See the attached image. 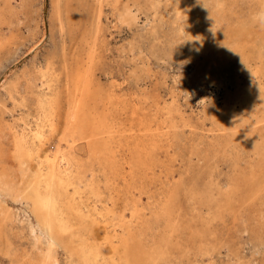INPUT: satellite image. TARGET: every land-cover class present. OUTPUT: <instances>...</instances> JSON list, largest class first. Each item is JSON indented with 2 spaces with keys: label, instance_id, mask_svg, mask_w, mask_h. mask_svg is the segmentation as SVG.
I'll return each mask as SVG.
<instances>
[{
  "label": "bare ground",
  "instance_id": "bare-ground-1",
  "mask_svg": "<svg viewBox=\"0 0 264 264\" xmlns=\"http://www.w3.org/2000/svg\"><path fill=\"white\" fill-rule=\"evenodd\" d=\"M122 1L55 0L59 25L62 31L67 28L71 40L78 43V48H75L76 51L73 49L75 52L71 58L53 53L46 65L38 68L37 75L26 73L23 75L24 84L18 81L9 90L17 107L21 109L27 107L21 112H25L23 110L29 112L31 100L37 104L36 128H32V124L27 128L30 122L26 112L20 114V120L26 125L21 130L16 128L15 118V122L10 123L11 121L6 120L4 112L0 114V128L10 129L13 137L10 150L13 153L10 154L18 164V173L12 175L8 165L0 162V196H10L14 201L25 204L36 220V227L31 226L28 233L33 242V249L26 254L16 255L15 264H62L58 257L59 249L66 255L64 264H169V262L199 264L206 256H212L210 248H213L211 246L213 243L208 241L206 236L212 229L214 220L223 219L227 213H232L237 224L239 212L241 214L245 207L249 210L256 205L260 206L264 214V148L260 153V164L252 163L248 166L246 170L248 174L240 178L236 176L226 190L219 180L214 178L213 172L210 174L212 180L207 183L208 187L202 189L199 188V180L196 177L188 185L183 178L186 175H182L180 179H171L178 171L174 167L177 166V161L184 162L185 159L184 153H172L174 140L180 141L179 137L183 133L178 123L168 121L173 103H163L155 97H141L139 100L129 97L111 82L106 85L97 75V64L101 61L99 40L104 8L111 5L118 10ZM131 1L134 0H129L125 5L128 7L120 11L123 21L132 20ZM148 1L151 0H146ZM153 1L152 6L155 7L158 3L156 4V0ZM172 1L179 19L182 22L187 20L188 12L183 6V0ZM207 1H212V8L209 11L206 6L197 2H194L191 8V16L197 19L194 28V37L199 39L197 53H204V60L207 61H204L207 65H200L199 71H205L203 72L205 77L209 78L211 74H215L212 73L215 71L212 70V65L223 73L221 71L229 68L231 60L237 57L240 63L248 67L245 70L241 64L240 69L241 72H245L242 75L246 76V79L237 77L235 91L229 93L226 103L219 108L217 120L223 127L219 132L232 130L231 132L236 135L237 131L240 133L237 135L239 140L247 145L254 144L258 141L259 131L252 128L247 132L243 131L242 127L255 126L263 120L260 117L264 114V81L262 82L257 74L261 71L260 68L264 69V26L259 25L258 31L254 30L256 21L254 17L257 9L264 10V0ZM241 1L252 7L250 18H242L241 14L239 16L234 11V3L238 5ZM3 2L6 3L4 0ZM6 9L9 10V7ZM1 11L0 18L6 15ZM234 12L237 20L233 22ZM250 33H253L251 38L248 36ZM252 63H255V66ZM252 67L258 69L250 74L248 70ZM234 75L233 73L232 76ZM230 79L232 80L231 77ZM151 109L156 110L155 113L150 114ZM120 112L124 114L128 112V117L118 116ZM160 112L165 113L163 121L159 120ZM182 113L181 115L185 117ZM240 127L243 132L240 131ZM1 130L3 132V129ZM53 135L55 140L51 139ZM237 143L239 142L236 141L235 144ZM6 147L8 149L10 146ZM241 147L243 149V144ZM233 148L238 150V146ZM248 150L250 151V147ZM235 152L233 158L229 156L231 160L229 157L227 160L233 162L234 167H238L240 157L245 154L243 152L240 156L238 151ZM5 153L6 150L3 155ZM198 153L196 150L191 154ZM191 161L193 159L190 158ZM183 167L184 165L182 169ZM192 169V163L185 168L187 173L193 171ZM156 176L161 185L153 190L152 181ZM173 183L177 184L173 186ZM158 190L163 193V198L160 197L163 199L164 209L159 213L165 218L164 222H153L152 216L157 218L159 213L156 211L148 215L146 207L141 206L145 194L154 197ZM183 193L206 207L207 214H201L202 221L200 220L199 224L196 220L187 239L191 242L188 243L184 238L186 241L182 244L180 240L175 241L178 238L175 240L172 238L179 231L184 235V227L189 224L183 226L175 215L173 219V213L175 214L173 205ZM27 217L31 219L30 216ZM13 219L6 202L0 201V237L7 234ZM22 222L25 223L24 220ZM245 223L247 225L246 221ZM164 224L166 232H159L162 229L156 231ZM249 226L251 228L248 229L255 233L254 239L262 243L264 234L260 229H263L264 222L251 223ZM220 236L221 234L217 237ZM9 243L8 241V244H5L7 247H2L7 251L6 256L12 252L8 253ZM194 246L198 248L195 253ZM181 248L184 249L175 255L173 249Z\"/></svg>",
  "mask_w": 264,
  "mask_h": 264
},
{
  "label": "rangeland",
  "instance_id": "rangeland-1",
  "mask_svg": "<svg viewBox=\"0 0 264 264\" xmlns=\"http://www.w3.org/2000/svg\"><path fill=\"white\" fill-rule=\"evenodd\" d=\"M4 1L6 3H4L3 0H0V11L2 9L1 13L3 12L4 14H6L4 15L5 17L3 16L2 18H0V114H3L4 112L5 117L7 118L6 120L8 122L11 121L10 123H14L17 120V124H15V126L17 129L21 130V128L23 129L24 127H26V125L23 120H20V117L22 113L26 112V114L28 113L29 115L28 120L30 122L27 128L31 126L32 128H36V102L34 100L33 102H31V100L30 102L32 103V106L29 102V112L26 110H23L25 112H21L22 109H27V107H24L22 109L21 107H17L18 105L15 104L14 99L11 98L9 90L11 89L12 85L18 83V81L22 82L21 84H24L23 75H25L26 73L37 75L38 68L44 67L48 58L53 53L60 55V57L66 55L68 58H71L74 54L73 52H75L78 48V43H75V41L71 40L70 34L67 31L66 27L65 31H62L57 18L56 10L58 8L56 6L55 0ZM128 2L129 0H123L122 5L118 10L111 5H106L104 8L101 22L102 31L99 40L101 61H99V63L97 64V75L102 78V81L106 85H109L111 82V84L116 85L121 92L128 94L129 97H135L138 100L141 97H155L160 99L163 103H173V108L168 121H170V123L173 121H175V123H178L181 127L180 130L183 133H181V136L179 137L180 141H177L176 139L174 140L172 153H184L185 159L184 162L180 160H178L179 162L177 161V166L174 167L177 168L178 171L174 174V177L171 176V179H180L179 177H182V175H186L183 178L186 180L187 184H185L188 185L191 183V181L194 180L193 178L196 177L197 180H199V188L202 189L204 187H208L207 183L212 180L210 174L211 172H213L214 178L218 179L220 184L226 190L228 185H230V183L236 179V176H239L240 178V176L248 174L246 171L248 166H250L252 163L256 165L260 164V153H262L264 148V139L261 140L262 138H264V114H261L262 116L260 118L263 119L261 123L255 126L250 125L248 127H242L243 131L247 132L251 131L252 128H254V131H259L260 136L258 135L257 137V134L255 135L258 138L257 140L261 141H255L254 144H248L251 146H248L247 144L243 143V141L237 138V135L240 133L236 130V135L231 132L232 130H228L227 132L223 130L219 132L223 128L217 120V115L220 112L219 110L226 103L229 93L235 91V81L237 80V77L241 76L242 79H246V76L243 77L244 75H242V73L245 72H241L240 67L243 65L245 69L247 65L240 63L241 61L237 57L231 60V65L229 68H224L225 71H221L223 73H220L217 68L215 66L213 67L212 65V70H215L216 72L213 71L212 73L215 74H211L209 78L205 77L203 73L205 71H199V69L201 68L200 65H207L205 63L207 61L204 60V53H197L196 47L199 46V39L194 37V28L197 24V19L191 16V8L192 4L194 2H197L204 7L206 6L205 8L207 9V11H209L212 8V1L183 0V6L186 7V11L188 12L187 20L183 22L177 16V10L172 0H156V4H158L155 7L152 6V2L154 4L153 0L148 2H146V0L131 1V9H133L132 20L123 21V18L120 15L123 10L122 8L128 7L125 6ZM7 3L11 6H8ZM234 4V11H236L239 16L242 15V18L251 17L253 9L252 7H250V4H247L243 1L239 2L238 5L236 3ZM8 7L9 10L6 9ZM29 9L32 13L29 11ZM256 11L258 12L259 10L257 9ZM8 12L10 13V15ZM236 12H234L232 16L233 22L237 20L235 15ZM254 23V30L258 31V29L260 28L259 24H257L256 21ZM181 26H183V31H181ZM252 34L253 33H250L248 36L251 38ZM73 49L75 51H73ZM252 65L255 66V63H252ZM258 67H252L251 70H248L249 73H253L254 71H256V68L258 69ZM237 68L239 69V71ZM227 69L229 70L227 71ZM246 69H248V67ZM260 70L261 71L257 74V76L260 77L261 81L263 82L264 69L260 68ZM233 73L235 74L234 76H232ZM223 74H225V76H221ZM201 75L203 76L201 77ZM226 75L228 77H226ZM230 77L232 78V80L230 79ZM155 111L156 110L151 109L150 114L155 113ZM33 112L35 114H33ZM128 112L126 114H124V112H120L118 113V116L128 117ZM211 112L213 115L211 114ZM181 113L184 114L185 117H183ZM164 118L165 113L160 112L159 120L161 119L160 121H163ZM256 126H258L257 129L255 128ZM242 128L240 129V131H242ZM1 129H3V132ZM6 129L4 127L0 128L2 132H0V140L2 141V143L0 141V162L3 161L4 163H6L5 165H8L7 167L10 171H12V175H16L18 173V164L12 158L11 154L13 152L10 151L12 149L11 145L13 137L10 129ZM45 129L48 130L47 127ZM209 130L211 131L209 132ZM227 133L230 134L228 135ZM6 134L8 135L6 136ZM217 137L219 140H217ZM51 139L55 140L54 135L51 137ZM9 141L11 142V144ZM218 141H221L222 143L220 142L221 144H219ZM236 141L239 142L237 143L238 145L235 144ZM182 144L186 146L183 145V147ZM216 144L221 146L219 147ZM242 144L243 149L241 147ZM6 146L10 147L7 149ZM237 146L238 150L235 149L236 151H238L237 153H239V155H243L244 152L245 155H240L241 157L238 161V167H234L235 165L232 164L233 162L229 160H231L230 157L233 158V152H235L233 147L237 148ZM245 146H247L248 148ZM249 147L253 155L248 150ZM212 149H215L216 151ZM254 149H256L257 152L256 150L253 151ZM5 150V155L7 154L6 156L3 155ZM196 150L199 152L198 155H192L191 153H195ZM204 151L207 153H205ZM222 155H224L223 157L225 158H223ZM227 157H229V160H227ZM250 157L254 158L251 159ZM179 158L182 159L181 157ZM190 158L193 159V161L190 162ZM220 159L222 160L220 161ZM229 162H231L232 165ZM191 163L193 165V171L187 173L185 168L186 166L191 165ZM10 165L13 166L11 167ZM183 165L184 169H182ZM152 184V189H156V187H159L161 185L157 176L154 178V181H152ZM176 184L177 183H173L172 185L175 186ZM154 194V197L149 196V194H145L142 198L141 206H143L144 208L146 207L145 209H147L146 212L148 213V215H152L156 211L159 213L162 209H164V205H162L164 204V202H162L163 193L161 192V190H158V193L156 191ZM155 197L157 200L155 199ZM0 198V201L6 202V205L11 211V214H13L14 218L12 220L13 222L10 223L11 227L8 228V232L5 231L7 234H3L5 236L2 235L0 237V250H2L0 251V264H15L16 255L26 254L27 251L29 252L33 249V242L28 233L31 226L36 227V220L33 216H31V213L25 204L14 201V199L10 196H0ZM145 198L150 201H148L150 204L148 202L146 203L147 200ZM16 208H18L19 210ZM173 210L175 212V214L173 213V219L175 215V218L183 226H187L186 224L189 223L187 227H184V235H182L181 231H179L175 233V235L173 236L174 238H172L173 240L178 238L175 241L180 240L183 244L188 239V235L192 232V227L195 225L196 220H198L199 224V221L202 219H200L201 214H207V209L206 207H203L202 204L196 203V201H194L191 196L183 193L182 197H179L175 205H173ZM243 213L241 212L240 214L239 212V220L237 224H235L234 222L235 218L234 214L232 213V215L227 213L223 219L218 218L213 221L212 229L206 236L208 241H211V243H213L211 245L213 248H210L212 256H206L205 260L201 261L199 264H264V235H262L263 242L261 243L257 239H254V237L256 238L255 233L248 229V227L251 228L249 226L251 225V223L256 224L259 222H264L262 220L264 219V214L262 213L259 205H256V207L254 206L249 210L247 209V207H245ZM178 214H182V216H177ZM27 216H30L31 219H28ZM158 216L157 218L155 216H152L154 218L152 219L153 222H164L165 218H163L160 213ZM258 216L259 218H256ZM242 217L245 218L242 219ZM23 220L25 223L22 222ZM245 221L247 222V225ZM240 226L242 227V229H240ZM201 227L202 226H200V228ZM236 228L238 231L236 230ZM160 229H162V231ZM219 229H221V231H219ZM158 230H160L159 232L161 233L166 232L165 224L157 228L156 231ZM247 230L249 231L247 232ZM260 230L262 234H264V227ZM232 231H235L236 233ZM215 234H221V236L217 237L218 235ZM223 236L226 238L224 239ZM11 238L14 240H12ZM184 238L186 239L185 241ZM10 240L13 242L11 243ZM8 241L11 243V245L10 243L8 245V253H10L11 251L14 252L13 254L11 252L10 254H8V256H6L7 251L2 247H7L5 246V244L7 245ZM187 241L188 243L191 242L189 240ZM220 241L223 243L222 245ZM234 242L236 244L238 243V245H236ZM183 249L184 248L173 249V252L175 253V255H177L180 254ZM4 250L6 253L4 252ZM58 251L59 260L62 262V264H64L66 255L62 249H59ZM196 251H198V248L195 247L193 249V253H195ZM169 264L171 263L169 262Z\"/></svg>",
  "mask_w": 264,
  "mask_h": 264
},
{
  "label": "clouds",
  "instance_id": "clouds-1",
  "mask_svg": "<svg viewBox=\"0 0 264 264\" xmlns=\"http://www.w3.org/2000/svg\"><path fill=\"white\" fill-rule=\"evenodd\" d=\"M254 19L260 26H264V10L258 11Z\"/></svg>",
  "mask_w": 264,
  "mask_h": 264
}]
</instances>
